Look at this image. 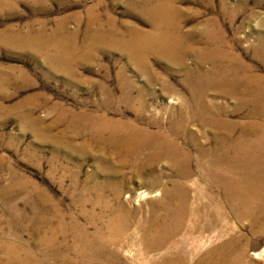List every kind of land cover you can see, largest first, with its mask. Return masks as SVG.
I'll use <instances>...</instances> for the list:
<instances>
[{"label":"rangeland","instance_id":"rangeland-1","mask_svg":"<svg viewBox=\"0 0 264 264\" xmlns=\"http://www.w3.org/2000/svg\"><path fill=\"white\" fill-rule=\"evenodd\" d=\"M172 34L179 60L160 49ZM222 48L264 75V0H0V243L43 264H264V116L252 113L264 88L238 109L213 59ZM103 118L170 133L194 155L193 175L165 160L141 170L157 140L123 164L93 129ZM222 144L227 159L246 145L259 184L237 192L197 177L200 147ZM178 186L187 214L158 246Z\"/></svg>","mask_w":264,"mask_h":264},{"label":"bare ground","instance_id":"bare-ground-1","mask_svg":"<svg viewBox=\"0 0 264 264\" xmlns=\"http://www.w3.org/2000/svg\"><path fill=\"white\" fill-rule=\"evenodd\" d=\"M166 13H168V12H166ZM170 20H172V19H170ZM166 37L167 38L164 40L160 39L161 40L160 41V44H161L160 49H162L164 54H167L170 57H173L175 60H179V58L177 56H180L181 51L184 49L183 43L181 42L182 39L179 36L174 35V34L166 36ZM21 40H22V38H21ZM24 40H22V41H24ZM218 40H220V39H218ZM16 41H18V40H16ZM124 41H125V39H124ZM30 43H32V42H30ZM55 43H54V46H55ZM221 43H222V41H221ZM17 46H19V45H17ZM43 46H45V45H43ZM48 46L50 47V45H48ZM120 46H122V45H120ZM30 48H32V47H30ZM193 48L194 47H193L192 43H190V45L187 47V49L189 51H192ZM218 50H219V48H218ZM261 54H263V53H258L259 56ZM215 55H216V56H214L215 58H213L214 61H220L221 60L225 71L230 76V81H231L230 88H231V90H229V92H231V95L232 94L234 95L238 109L248 108L250 101H252V96L254 95L252 93V88H254V86H261L264 88V75H261L259 73H254L252 71L251 65H249L248 63H245L243 61V59L241 58V56L238 55L237 53H235L234 51H232V49L222 48V51H219V52L217 51V53H215ZM54 56H55V54H54ZM167 57L168 56H166V58ZM66 58H67V56H66ZM205 61H208V60L202 59V62H205ZM227 81H228V78H224L223 82L226 83ZM224 86H226V85H224ZM260 94H262V93H260ZM255 97H256V95H255ZM195 102H197V101H195ZM263 102H264V99H263ZM145 108H146V105L143 104L139 109L145 110ZM258 110H260V111L256 112V111L252 110V113L255 115L263 113V116H264V108L260 107ZM193 111H194V109H193ZM234 111H236V109ZM253 114H251L250 110L248 111V115L252 116ZM196 115H197L196 113H195V115L193 113L194 117ZM189 116H190V114H189ZM207 117L208 116H206V118ZM92 126H93V129H95L97 132H99L101 134V136L104 137V135L106 134L105 135L106 138L105 139L103 138L104 142L106 144H108L110 147H112V152L115 155H117V157H119V159L121 160V162L123 164H126L128 161H130L131 158L135 154H138V152H139L138 150L143 149L144 145H148V144L152 143L153 140H157L159 142V143H157L158 149L156 150V152L152 156H150V158L148 159V161L145 164H143V165L141 164V166H139L142 168L141 170H147L149 168H154V166H153L154 162H156V161H162L163 162L165 160L167 162H170L171 166L173 167V169L176 171L177 174H179L181 176H185V177H187V176L189 177V176L193 175L191 162L193 160L194 155L192 156L189 151L184 150L178 143L175 142L174 139H171L169 137L170 133L168 135H165L164 133L155 134V133L150 132L149 131L150 129L149 130L144 129V128H142V126L139 127L136 124V122L124 124L123 122L121 123V121L118 122V120L117 121L111 120V118L110 119L103 118V119L96 120L92 124ZM236 126L237 125H235V124H234V126L230 125V127H234L231 129L237 128ZM169 132H170V130H169ZM107 133H108V136H107ZM179 135H180V133H179ZM221 139H223V138H221ZM231 143L232 142H229V144H231ZM245 144H247V143H245ZM224 146L225 145L222 144L221 148L217 149V150H206V149H203V147H200L201 152L199 154V157L198 158L195 157V158H197V162L199 163V166H200V172L197 175V177L199 179H205V180H208V181L213 182V183H223V184L225 183V185L228 184V185H233L234 187H240V188L236 189L237 192L245 191L247 189V185H249V184H255V183L259 184V182L261 181L260 177L262 176V172L260 169L261 164H259L258 162H251V160H250V162L247 163L246 158L248 156L250 159V152L248 149H246V147H245L246 145L243 146L242 149L240 148L237 151L234 150L235 153L233 152L234 154L231 155L232 158L230 156V158H228V159L226 157H224V154H225L224 152L228 150V148H227L228 146L227 145L225 147ZM153 148H155V147H153ZM195 148H197V146ZM231 148H230V150H231ZM197 149H199V148H197ZM229 152H231V151H229ZM140 153H141V151H140ZM205 155H210V158H211V159L209 158L210 160H208L207 163L202 162L203 156L205 157ZM203 161H205V160H203ZM159 174L161 175L159 177L164 176L162 173H159ZM158 175H157V177H158ZM223 184H221V185H223ZM152 185L153 186L158 185L157 180H155L152 183ZM175 189H176V191L178 190L177 192H178V196H180V199H179L178 203L174 204L176 206H173L172 203L169 204V206H170L169 208H171V209L167 210L168 212L165 213V215L162 217V220L159 218L161 220V224H159L160 228L156 229V231L161 230V228L164 227L163 225H165V223H167L169 220L175 222V224H174L175 227L167 235L166 240H162L161 242L158 243V246L163 245L166 241L171 239L175 235L176 232H178V230L182 226V222L185 219L186 214H187V211L185 208L187 195H186V191L184 189V186H181V187L178 186ZM169 191L170 190L168 189V186H166V185L163 186V189H161L159 191L157 190V192L159 194L161 193L165 196L170 197ZM194 224H195V222H194ZM192 226H195V225H192ZM44 244H45V242H44ZM17 245L18 244H13L11 242L0 243V264H43V259L41 258V256H38L37 254L33 253L30 250L25 251V250H23V248L21 246H19V245L17 246ZM79 249L81 250V252H84V249L82 247H80ZM168 259H171V261H168V263L166 262L165 264H170V263L182 264L180 262H176L172 258H168ZM89 264H104V263L101 261H98V263H91L90 262Z\"/></svg>","mask_w":264,"mask_h":264}]
</instances>
